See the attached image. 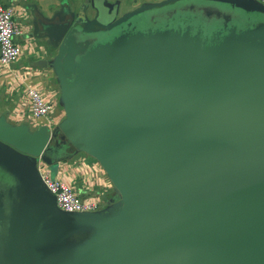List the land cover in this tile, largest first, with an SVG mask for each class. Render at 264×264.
Segmentation results:
<instances>
[{"label":"water","instance_id":"water-1","mask_svg":"<svg viewBox=\"0 0 264 264\" xmlns=\"http://www.w3.org/2000/svg\"><path fill=\"white\" fill-rule=\"evenodd\" d=\"M117 14L86 0L69 19L57 127L0 118V264H264V4ZM63 142L105 170V208L57 207L36 162L58 167Z\"/></svg>","mask_w":264,"mask_h":264},{"label":"crops","instance_id":"crops-1","mask_svg":"<svg viewBox=\"0 0 264 264\" xmlns=\"http://www.w3.org/2000/svg\"><path fill=\"white\" fill-rule=\"evenodd\" d=\"M86 0H10L14 21L21 29L15 41L22 49L21 56L10 64H0V118L11 125L27 124L31 130L39 125L52 123V129L65 118L60 102V88L52 62L58 54L61 36L65 34L71 16H76ZM164 0H105L110 8H117L121 17L145 4ZM94 10L89 7L88 18L93 19ZM47 61V67L36 62ZM23 85V87H22ZM37 89L45 101L56 102L49 118L33 119L26 89ZM46 88L44 94L41 91ZM57 148L59 161L57 176L69 182L82 199H99L102 209L115 198L114 186L103 167L90 155L74 151L71 145Z\"/></svg>","mask_w":264,"mask_h":264},{"label":"built area","instance_id":"built-area-1","mask_svg":"<svg viewBox=\"0 0 264 264\" xmlns=\"http://www.w3.org/2000/svg\"><path fill=\"white\" fill-rule=\"evenodd\" d=\"M10 0H0V64H10L16 61L22 54L20 45L15 38L21 34L20 27L14 21V10ZM264 4V0H256ZM26 96L30 105L33 119L49 118L53 113L56 102L45 101L40 92L32 87L26 89ZM48 126L52 129V123ZM46 164L40 157L36 166L43 185L56 198L57 207L66 212H94L102 209L99 199H82L74 187L61 176L51 177L50 172L42 169Z\"/></svg>","mask_w":264,"mask_h":264},{"label":"rangeland","instance_id":"rangeland-1","mask_svg":"<svg viewBox=\"0 0 264 264\" xmlns=\"http://www.w3.org/2000/svg\"><path fill=\"white\" fill-rule=\"evenodd\" d=\"M22 87H23V85H22ZM45 90H46V88H43V90L41 91L42 95L44 94ZM37 120H39V119H37ZM42 169L43 170L46 169L47 171H49L51 177H53V178L56 177L58 175V172H59L58 167H54L52 165H46L44 163L42 164Z\"/></svg>","mask_w":264,"mask_h":264},{"label":"bare ground","instance_id":"bare-ground-1","mask_svg":"<svg viewBox=\"0 0 264 264\" xmlns=\"http://www.w3.org/2000/svg\"><path fill=\"white\" fill-rule=\"evenodd\" d=\"M60 172V171H59Z\"/></svg>","mask_w":264,"mask_h":264}]
</instances>
